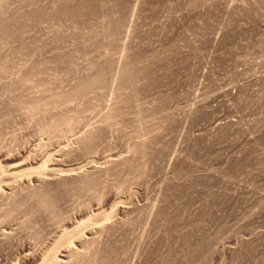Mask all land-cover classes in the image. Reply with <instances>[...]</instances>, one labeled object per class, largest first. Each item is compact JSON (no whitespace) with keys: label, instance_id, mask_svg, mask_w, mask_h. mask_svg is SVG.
<instances>
[{"label":"rangeland","instance_id":"374dc122","mask_svg":"<svg viewBox=\"0 0 264 264\" xmlns=\"http://www.w3.org/2000/svg\"><path fill=\"white\" fill-rule=\"evenodd\" d=\"M85 1L0 0V15L9 12L19 19L18 37L0 42L4 70L0 71V264H45L43 260L51 255L52 261L55 256L62 259L65 248L73 254L66 253L68 264H96L112 254L122 264H145L149 256V261L168 257L170 249L190 264H264V163L258 158L253 124L245 129L242 125L255 109L252 89L259 88L264 97L261 82H253L264 77V51H244L242 46L245 38H255L253 25L261 21L264 9L244 5L246 0H93V6L99 7L97 14ZM77 3L88 8L66 19L62 17L67 15H58L57 9ZM37 8L44 15L36 16ZM44 16L48 20H41ZM114 25L121 35L107 36ZM54 36L64 37L60 41ZM89 41L98 48L93 50ZM107 59H114L111 74L115 73L106 89L49 106L45 116L40 110L13 109L16 99L27 104L73 93L88 68ZM127 64L135 65V79L122 77ZM116 106L121 115L111 119ZM60 116L68 118L56 126ZM89 135L95 136L91 144ZM109 159L119 167H111ZM39 166L48 174L49 168H59L60 175L75 170L76 177L87 183L75 179L77 188L64 191L68 196H55L60 198L55 200L57 221L38 208L32 195L47 184L42 173L46 170ZM13 168L16 173L38 169L44 181L29 182L34 170L22 171L30 176L27 182L24 175L10 177L8 183L13 184L5 187L4 179ZM119 205L133 206L134 211L127 207L129 213L117 212ZM159 210L165 221L156 216ZM111 211L115 214L108 219ZM80 225L86 231L74 235ZM88 229L92 234L87 235Z\"/></svg>","mask_w":264,"mask_h":264},{"label":"bare ground","instance_id":"6f19581e","mask_svg":"<svg viewBox=\"0 0 264 264\" xmlns=\"http://www.w3.org/2000/svg\"><path fill=\"white\" fill-rule=\"evenodd\" d=\"M82 1V0H81ZM88 2H86V3H88L89 4V6L88 7H90V6H92V8L90 7V9H92V12H96V11H98L99 9H97V8H99V7H97L96 5H94L93 6V4H96V3H93L92 4V1L93 0H87ZM98 1V0H97ZM181 1V0H180ZM5 2H7V1H5ZM59 2V1H58ZM71 2H73V1H71ZM109 2V1H108ZM138 2V1H137ZM54 3V2H53ZM64 3V2H63ZM75 3H76V1H75ZM80 3V2H79ZM79 3H77L78 5H75V7L73 6V8H69V7H61L60 6V4H59V6L62 8V9H59V11H58V9H57V12H59L58 13V15H61V16H66V17H62V18H67L68 17V15L69 14H71L70 16H72L73 14H74V12L75 13H82L85 9L84 8H88V7H82L81 5H79ZM33 4H35V3H33ZM32 4V5H33ZM57 4V3H56ZM69 4V3H68ZM85 4V3H84ZM83 4V5H84ZM117 4V3H116ZM124 4V3H123ZM37 5V4H36ZM104 5V4H103ZM3 6V5H2ZM59 7V8H60ZM134 7V6H133ZM17 8V7H16ZM39 8H40V6H39ZM39 8H37V10H36V12L35 13H37L36 14V16L38 15H44L43 13L44 12H42V11H44L43 9H42V11L39 9ZM58 8V7H57ZM84 10H83V9ZM3 9V8H2ZM9 9V8H8ZM47 9V8H46ZM114 9V8H113ZM133 9V8H132ZM3 11H5V10H3ZM8 11V10H7ZM47 11V10H46ZM51 11H52V9H51ZM109 11V10H108ZM114 11V10H113ZM12 12V11H11ZM56 12V13H57ZM87 12V11H86ZM91 12V11H90ZM16 13V12H15ZM56 13H54L53 12V14L55 15ZM97 13V12H96ZM95 13V14H96ZM116 13V12H115ZM118 13V12H117ZM3 14V13H2ZM0 15V42L1 41H5V40H7L9 37H11V36H13V35H18L19 33H18V28H19V26H18V22H19V19L17 18V14H15L14 16H16V17H14V16H9L8 14H9V12H8V14H6V15ZM5 14V13H4ZM46 14H48V13H46ZM50 14V13H49ZM52 14V15H53ZM84 14V13H83ZM98 14V13H97ZM122 14V13H121ZM138 14V13H137ZM51 15V14H50ZM48 16V17H50L51 18V16ZM53 15V16H54ZM57 15V14H56ZM81 15V14H80ZM20 16V15H19ZM18 16V17H19ZM61 16H55L56 18H58V17H60L61 18ZM82 16V15H81ZM80 16V17H81ZM84 16V15H83ZM95 16H97V15H95ZM46 16H44V18H42L41 20H45L46 18V20H48V17H46ZM86 17V16H85ZM99 17V16H98ZM20 18V17H19ZM50 18H49V20H50ZM53 19H54V17H52ZM55 18V19H56ZM71 18V17H70ZM129 18V17H128ZM18 19V20H17ZM21 19V18H20ZM31 19V18H30ZM59 19V18H58ZM72 19V18H71ZM80 19V18H79ZM115 19V18H114ZM22 20V19H21ZM38 20V19H37ZM40 20V21H41ZM62 20V19H61ZM60 20V21H61ZM90 20V19H89ZM92 20H94V19H92ZM96 20V19H95ZM39 21V20H38ZM55 21V20H54ZM78 21V20H77ZM81 21V20H80ZM100 21V20H99ZM115 21H116V19H115ZM43 22V21H42ZM62 22V21H61ZM66 22H67V20H66ZM86 22V21H85ZM84 22V23H85ZM88 22V21H87ZM93 22V21H92ZM98 22V21H97ZM109 22V21H108ZM114 22V21H113ZM124 22V21H123ZM122 22V23H123ZM131 22V21H130ZM39 23V22H38ZM37 23V24H38ZM44 23V22H43ZM71 23V22H70ZM80 23V22H79ZM81 23H82V21H81ZM80 23V24H81ZM128 23V22H127ZM60 24H62V23H60ZM87 24V23H86ZM90 25H91V23H89ZM93 24V23H92ZM42 25V24H41ZM71 25V24H70ZM73 25H74V23H73ZM95 25H97V24H95ZM112 25V24H111ZM115 25H117L118 26V28L120 29V27H119V24L117 23V24H115ZM115 25H114V31H110V33L109 34H106L107 36H113L114 34L116 35V33L118 34V29H117V27L115 28ZM126 25H128V24H126ZM40 26V25H39ZM84 26H86L85 24H84ZM125 26V25H124ZM129 26V25H128ZM60 27H64L65 28V25L64 26H60ZM77 27V26H76ZM90 27V26H89ZM93 27V26H92ZM104 27V26H103ZM67 28H69V26L67 27ZM72 28V27H71ZM88 28V27H87ZM110 28V27H109ZM28 29V28H27ZM63 29V28H62ZM96 29V28H95ZM107 29H108V27H107ZM69 30H70V28H69ZM91 30V29H90ZM101 30V29H100ZM106 30V29H105ZM110 30H111V28H110ZM121 30V29H120ZM136 30V29H135ZM88 31V30H87ZM107 31V30H106ZM19 32H21V31H19ZM73 32V31H72ZM85 32V31H84ZM91 32V31H90ZM108 32H109V29H108ZM121 32V31H120ZM135 32V31H134ZM71 33V32H70ZM94 33V32H93ZM92 33V35L94 36L95 35V33L93 34ZM104 33V32H103ZM105 33H107V32H105ZM136 33V32H135ZM91 34V33H90ZM120 34V33H119ZM118 34V35H119ZM61 35V34H60ZM64 35V34H63ZM80 35V34H79ZM82 35V34H81ZM99 34H97V36H98ZM100 35H101V33H100ZM105 35V34H104ZM121 35V34H120ZM137 35V34H136ZM85 36V35H84ZM96 36V35H95ZM96 36V37H97ZM117 36V35H116ZM18 37V36H17ZM57 37H59V36H54V38L56 39V40H60V39H62V38H58L57 39ZM83 37V36H82ZM88 37V36H87ZM90 37V36H89ZM88 37V38H89ZM95 37V38H96ZM100 37V36H99ZM101 37H102V35H101ZM54 38H52V40L51 41H54L55 39ZM73 38V37H72ZM91 39L90 40H92L93 38H92V36L90 37ZM98 38V37H97ZM105 38H107V37H105ZM140 38V37H139ZM54 39V40H53ZM71 39V38H70ZM74 39V38H73ZM104 39V38H103ZM117 39V38H116ZM63 40V39H62ZM83 40V39H82ZM94 40H97V39H94ZM101 40V39H100ZM110 40V39H109ZM61 41V40H60ZM74 41H76V40H74ZM30 42V41H29ZM90 42V41H89ZM92 42V41H91ZM91 42H90V45H92V49H93V46L94 47H96V48H98V45H96V43L95 44H93L94 42H92V44H91ZM102 42H103V40H102ZM45 43V42H44ZM54 43H57V42H55L54 41ZM112 43V42H111ZM31 44V43H30ZM76 44V43H75ZM98 44V43H97ZM99 44H101V43H99ZM24 45V44H23ZM52 45H53V43H52ZM56 45V44H55ZM96 45V46H95ZM112 45V44H111ZM48 46V45H47ZM85 46V45H84ZM84 46H82V47H84ZM36 47V46H35ZM54 47H56V46H54ZM77 47V46H76ZM101 47V46H100ZM30 48V47H29ZM88 48V47H87ZM86 47H85V51H83V52H85L86 53V49H87ZM90 48V50H92ZM102 48V47H101ZM84 49V48H83ZM100 49V48H99ZM104 49V48H103ZM126 49V48H125ZM132 49V48H131ZM36 50V49H35ZM81 50V49H80ZM94 50V49H93ZM93 50L92 51H89V53L91 52V53H93ZM96 50V49H95ZM101 50V49H100ZM62 51V50H61ZM64 51H66V50H64ZM87 51H88V49H87ZM119 51V50H118ZM122 51V50H121ZM126 51V50H125ZM135 51V50H134ZM144 51V50H143ZM168 51V50H167ZM77 52V51H76ZM98 52H99V50H98ZM80 53V52H79ZM90 53V54H91ZM95 54H96V51L94 52ZM112 53V52H111ZM172 54V53H171ZM56 55V54H55ZM92 55V54H91ZM10 56V55H9ZM101 56V55H100ZM138 56V55H137ZM136 56V57H137ZM14 57V56H13ZM73 57V56H72ZM113 57V56H112ZM63 59H64V57H62ZM105 58V57H104ZM110 58V57H109ZM59 59V58H58ZM65 59H66V57H65ZM71 59H73V58H71ZM76 59V58H75ZM1 60V59H0ZM23 60V59H22ZM60 60V59H59ZM9 61V60H8ZM64 61V60H63ZM98 61V60H97ZM114 61V59H107V60H105V62L103 63V64H101V61H98V62H100L99 64H101V65H99L98 66V63L96 64V63H94L93 65H91L88 69H89V73H87L86 74V76L83 78V79H81V80H79V82H78V84L76 85V88L74 89V90H72V91H74L73 93L72 92H65L66 94H64V93H61V94H55V93H52V91L50 90L49 91V93L51 92V94H55V95H53V96H51L49 99H47V100H45V97H44V100H39V99H36V100H34L33 99V101L31 102L30 101V98H29V101H30V103H28L27 102V104H25V101L26 100H24V101H21V100H17L16 99V101L17 102H13L12 104H14V103H16V104H14V105H12V107H13V109H16V107H17V109L18 108H23L24 110H26L27 109V111H31V112H33L34 110H40L41 111V113H43L42 115H46V114H48L47 113V111L49 110V106H54V105H56V104H58V106H59V104H60V102L63 104V102L64 101H66V100H71V99H75V97H84V96H87L91 91H94L95 89H97V88H102V90H104V89H106L109 85H110V80H111V76H112V74L113 73H115V72H113L112 74H111V72H112V68H113V65L115 64V62H113ZM1 62V61H0ZM60 62V61H59ZM72 62V61H71ZM70 62V63H71ZM119 62V61H118ZM29 63V62H28ZM127 63V62H126ZM129 63V62H128ZM131 63V62H130ZM65 64V63H64ZM72 64V63H71ZM98 66V67H95V66ZM55 66V65H54ZM63 66V65H62ZM134 66L135 65H132V64H127V65H125L124 66V68H122L123 70H121L122 71V77L123 78H133L134 77V75H136L135 74V69H134ZM3 65L2 66H0V71H3L4 72V70H2L3 68ZM84 67V66H83ZM145 67V66H144ZM13 68V67H12ZM52 68V67H51ZM57 68V67H56ZM55 68V69H56ZM115 68V67H114ZM135 68H137V67H135ZM4 69H6V67L4 68ZM30 69H35V68H30ZM45 69V68H44ZM7 70V69H6ZM32 70V71H33ZM137 70V69H136ZM35 71V70H34ZM138 72V71H137ZM30 73H31V70H30ZM29 73V74H30ZM26 74H27V72H26ZM19 75V74H18ZM58 75V74H57ZM114 75V74H113ZM21 76V75H20ZM32 76V75H31ZM79 76V75H78ZM27 77V76H26ZM58 77V76H57ZM113 77H115V76H113ZM15 78V77H14ZM123 78H121V79H123ZM147 78V77H146ZM25 79V78H24ZM24 79H23V81H24ZM79 79V78H78ZM134 79H135V77H134ZM133 79V80H134ZM18 80V79H17ZM33 80V79H32ZM113 80V79H112ZM125 80V79H124ZM132 80V81H133ZM121 81V80H120ZM123 81V80H122ZM40 82V81H39ZM124 82V81H123ZM149 82V81H148ZM21 83V82H20ZM32 83V82H31ZM112 83V82H111ZM147 83V82H146ZM12 84V83H11ZM29 84V83H28ZM116 84V83H115ZM123 84V83H122ZM125 84V83H124ZM127 84V83H126ZM132 84V83H131ZM20 85V84H19ZM63 85V84H62ZM149 85V84H148ZM122 86V85H121ZM19 87V86H18ZM149 87V86H148ZM104 88V89H103ZM112 88V87H111ZM121 88V87H120ZM123 88V87H122ZM139 90V89H138ZM10 91V90H9ZM14 91V90H13ZM18 91V90H17ZM25 91V90H24ZM108 92V91H107ZM117 92V91H116ZM223 92V91H222ZM69 93V94H68ZM31 94V93H30ZM48 94V93H47ZM96 94V93H95ZM118 94V93H117ZM5 95V94H4ZM48 96V95H47ZM115 96H116V94H115ZM15 97V96H14ZM19 97V96H18ZM31 97V96H30ZM43 97V96H42ZM100 97V96H99ZM112 97V96H111ZM128 97V96H127ZM109 98V97H108ZM19 99V98H18ZM85 99V98H84ZM127 100V99H126ZM87 101V100H86ZM106 102V101H105ZM120 102H121V100H120ZM127 102V101H126ZM130 102V101H129ZM7 104V103H6ZM70 104H72V103H70ZM105 104V103H104ZM145 104V103H144ZM132 105V104H131ZM136 105V104H135ZM139 105V104H138ZM109 106V105H108ZM111 106V105H110ZM123 106V105H122ZM122 106H121V104H120V107H119V105H118V107L119 108H122ZM125 106V105H124ZM127 106V105H126ZM11 107V106H10ZM138 107V106H137ZM48 108V109H47ZM98 108V107H97ZM19 111H24V110H22V109H18ZM143 110V109H142ZM35 111V112H36ZM123 111H125V110H123ZM10 112V111H9ZM24 112H26V111H24ZM51 112V111H50ZM111 112V111H110ZM20 113V112H19ZM28 113V112H27ZM57 113V112H56ZM97 113V112H96ZM108 113V112H107ZM112 113V114H111ZM110 113V116H111V119L114 117H117L118 115H119V113H121V110H120V112H119V110H118V108H117V106H116V108H115V110L113 111L112 110V112ZM117 113H118V115H117ZM141 113V112H140ZM80 114V113H79ZM142 114V113H141ZM145 114V113H144ZM40 115V114H39ZM58 115V114H57ZM116 115V116H115ZM121 115V114H120ZM119 115V116H120ZM125 115V114H124ZM34 116V115H33ZM63 116V115H62ZM62 116H60L59 118H58V120H57V122L56 121H54V122H56L55 124H56V126L57 125H60L61 123L60 122H65L66 121V119L68 118H66V119H64ZM130 116V115H129ZM8 118V117H7ZM39 118V117H38ZM123 118V117H122ZM116 119V118H115ZM120 119H121V117H120ZM46 120V119H45ZM65 120V121H64ZM92 120V119H91ZM108 120V119H107ZM109 120H110V117H109ZM69 121V120H68ZM80 121V120H79ZM133 121V120H132ZM43 122V121H42ZM46 122V121H45ZM30 123V122H29ZM67 123V122H66ZM82 123V122H81ZM99 123V122H98ZM116 123V122H115ZM114 123V124H115ZM47 124V123H46ZM68 124H70V123H68ZM62 125H64V124H62ZM66 125V124H65ZM91 125V124H90ZM55 126V125H54ZM55 126V127H56ZM50 127H51V125H50ZM49 128V127H48ZM66 128V127H65ZM105 128V127H104ZM132 128V127H131ZM51 129V128H50ZM143 130V129H142ZM111 131V130H110ZM72 132V131H71ZM91 132V131H90ZM57 133V132H56ZM109 133V132H108ZM61 134V133H60ZM82 134V133H81ZM96 134H98V133H96ZM107 134V133H106ZM68 135V134H67ZM93 135V134H92ZM99 135H100V133H99ZM90 136V135H89ZM84 137V136H83ZM82 137V138H83ZM112 137V136H111ZM88 138V137H87ZM94 138H95V136H90V138H88L86 141L87 142H89V144H91V142H93V140H94ZM98 138V137H97ZM151 138V137H150ZM86 139V138H85ZM100 139H102V138H100ZM80 141V140H79ZM128 141V140H127ZM84 142V141H83ZM129 142V141H128ZM82 143V142H81ZM67 144V143H66ZM86 144V143H85ZM88 144V145H89ZM109 144V143H108ZM130 145V144H129ZM138 145V144H137ZM140 145V144H139ZM147 145V144H146ZM78 146V145H77ZM82 146V145H81ZM80 146V147H81ZM85 146V145H84ZM90 146V145H89ZM150 146V145H149ZM154 146V145H153ZM69 147V146H68ZM86 147H88V146H86ZM91 147V146H90ZM89 147V148H90ZM131 147V146H130ZM139 147H141V145L139 146ZM146 147V146H145ZM82 148V147H81ZM136 148V147H135ZM138 148V147H137ZM136 148V149H137ZM141 149V151H142V154H143V151H144V149L143 148H140ZM143 149V150H142ZM149 149V148H148ZM134 150V149H133ZM90 151V150H89ZM100 151V150H99ZM127 151V150H126ZM81 152V151H80ZM79 152V153H80ZM82 153V152H81ZM97 153V152H96ZM130 153V152H129ZM141 153V152H140ZM140 153H138L137 155H141ZM86 154V153H85ZM126 155V154H125ZM119 156V155H118ZM53 157V156H52ZM92 157V156H91ZM106 157V156H105ZM52 159V158H51ZM107 159V158H106ZM112 159H114V158H112ZM123 160H124V162H126V160H125V157L124 158H122ZM13 160L15 161L16 159L15 158H13ZM118 160H120V162H118L117 161V159L115 160L114 159V161H117L118 163H120V164H122L121 162H123V161H121V157L119 156V159ZM131 160V159H130ZM144 160V159H143ZM146 160V159H145ZM60 161V163L59 162H57L56 163V165H60L61 164V160H59ZM103 161V160H102ZM107 161H111V167H113L112 166V164L115 166H117V162L114 164V161L113 160H107ZM142 161V160H141ZM92 162V161H91ZM94 162H95V160H94ZM93 162V163H94ZM113 162V163H112ZM152 162V161H151ZM172 162V161H171ZM138 163V162H137ZM136 163V164H137ZM144 163V162H143ZM239 163V162H238ZM88 164V163H87ZM158 164V163H157ZM19 165H21V164H19ZM19 165H15V166H13L14 168H17V166H19ZM45 165V167H46V164H44ZM155 165V164H154ZM91 166H93V164L91 165ZM48 167V166H47ZM56 167V166H55ZM94 167H96V166H94ZM117 167H119V166H117ZM13 168V170H15ZM37 168V167H36ZM40 168V166L38 167V169ZM41 168H42V166H41ZM73 168V167H72ZM77 168V167H76ZM75 168V169H76ZM92 168V167H91ZM97 168V167H96ZM95 168V169H96ZM133 168V167H132ZM143 168V167H142ZM26 169L29 173L32 171V170H34V173H33V171H32V173L34 174V175H32V173H26L24 170H22V171H24L25 172V174H29L32 178H30V176L29 175H24V174H22V173H24V172H22L21 171V169H19V171L16 173V170H18V168L13 172V171H11L10 173L11 174H8L6 171H5V173H7V176L9 177V178H6L5 177V173H4V177H5V179L4 180H6L7 182H5L4 184H7L8 182H10L11 183V181H12V179H14V177L16 178V177H18V178H20L19 177V175L21 176V175H24L23 177H25V178H27V180L26 179H24L23 177H21V178H23L24 180H26V182L28 181V178H30V181L29 182H31V180H35V181H39L41 178H43V176L44 175H47L46 177H48V179H49V181H47L46 179V177L44 176V180H42V181H44V182H47V184L45 183V186H43V187H41V188H38V189H36L34 192L32 191V195H33V193H34V195H35V199H37V206H38V208L39 209H41V211H43V212H45V214L46 213H48L47 215H50L51 216V220H53L52 218H54V219H56V221L58 220L57 218H60V215H59V211H58V209H57V204L58 203H56L55 202V200L56 199H58L59 197H56V199H55V196L56 195H58V196H60V198L64 195V194H62V193H65L66 194V192H64V191H66L67 190V193L69 192V191H71V189L73 190V188H77V187H75L76 186V184L77 183H75L77 180L79 181V180H81L82 181V179H84V181L83 182H85V178H82V177H80V179H79V176H77L76 177V175H75V173H77L74 169V172L75 173H69V171L70 170H68V172L66 173L65 171L63 172V174H61L60 175V172H58L57 173V171L59 170V168H58V170L56 169V168H54V169H52V168H49V169H51V171L49 170V174H48V172H47V170L48 169H46V168H42L43 169V171H44V169L46 170V172L44 171V172H42V173H46V174H44V175H42V177H41V171H39V170H42V169ZM78 169H79V167L76 169L77 171H78ZM89 169V168H88ZM146 169V168H145ZM169 169V168H168ZM10 170H12L11 168H10ZM61 170H63V169H61ZM60 170V171H61ZM133 170V169H132ZM36 171H39L38 172V175L39 176H35V173H37ZM98 171V170H97ZM124 171V170H123ZM13 172V173H12ZM73 172V171H72ZM113 172V171H112ZM40 173V174H39ZM50 173H52V174H54L55 173V177L57 178H53V175H51ZM60 175L59 177H58V175ZM116 173V172H115ZM122 173V172H121ZM130 173V172H129ZM171 173V172H170ZM177 173V172H176ZM78 174H79V172H78ZM77 174V175H78ZM85 174V173H84ZM91 174V173H90ZM135 174V173H134ZM82 175V174H81ZM122 175V174H121ZM170 175V174H169ZM28 176V177H27ZM35 176V177H34ZM51 176H52V178H51ZM109 176H110V174H109ZM10 177H12V179L10 178ZM106 177V176H105ZM17 178V179H18ZM59 178V179H58ZM82 178V179H81ZM8 179L10 180L11 179V181H8ZM16 179V180H17ZM75 179H76V181H75ZM96 179V178H95ZM93 181V179H89V181L86 179V181H88V183L90 182V181ZM172 180V179H171ZM185 180V179H184ZM245 180V179H244ZM2 181V180H1ZM0 181V182H1ZM14 181V180H13ZM18 181H19V179H18ZM77 181V182H78ZM92 181H91V183H92ZM99 181V180H98ZM166 181V180H165ZM170 181V180H169ZM97 182V181H96ZM104 182V181H103ZM218 182V181H217ZM10 183H8L7 185H4L5 187H10V185L12 186V184H10ZM36 183V182H35ZM73 183V186L71 185ZM80 184H78V185H81L82 183L81 182H79ZM86 183V182H85ZM91 183H90V185H91ZM94 184H95V181L93 182ZM30 184V183H29ZM28 184V185H29ZM32 184V183H31ZM94 184H92V185H94ZM97 184V183H96ZM96 184H95V186H96ZM114 184V183H113ZM238 184V183H237ZM25 185V184H24ZM28 185H26V186H28ZM75 185V186H74ZM86 185H87V183H86ZM86 185H84V186H86ZM91 185V186H92ZM99 186V185H98ZM29 187H30V185H29ZM33 187V186H32ZM70 187H71V189H70ZM107 187V186H106ZM31 188V187H30ZM67 188H69V191H68V189ZM83 188V187H82ZM96 188V187H95ZM100 188V187H99ZM79 189V188H78ZM101 189V188H100ZM33 190H34V188H33ZM88 190V189H87ZM75 191V190H74ZM264 192V191H263ZM60 193H61V195H60ZM80 193V192H79ZM82 193V192H81ZM85 193V192H84ZM95 193V192H94ZM99 193V192H98ZM103 193V192H102ZM251 194V193H250ZM249 194V195H250ZM83 195V194H82ZM87 195V194H86ZM85 195V196H86ZM66 196H68L67 194H66ZM72 196V195H71ZM131 196V195H130ZM133 196V195H132ZM189 196V195H188ZM209 197V196H208ZM59 198V199H60ZM99 198V197H98ZM88 199V198H87ZM97 199V198H96ZM119 199V198H118ZM167 199H169V198H167ZM198 199V198H197ZM65 200V199H64ZM91 200V199H90ZM204 200V199H203ZM230 200V199H229ZM25 201V200H24ZM57 201V200H56ZM117 201V200H116ZM121 201V200H120ZM252 201V200H251ZM259 201V200H258ZM124 202V201H123ZM28 203V202H27ZM56 203V204H55ZM119 203V202H118ZM150 203V202H149ZM194 203V202H193ZM207 203V202H206ZM226 203V202H225ZM263 203V202H262ZM15 204V203H14ZM123 204V203H122ZM134 204V203H133ZM148 204V203H147ZM156 204V203H155ZM154 204V205H155ZM146 205V204H145ZM149 205V204H148ZM7 206H9V205H7ZM37 206L35 207V210H37L36 208H37ZM151 206V205H150ZM115 207V206H114ZM127 207H129V206H127ZM125 205L124 206H118L117 207V212H119V211H122L123 213H125V210H127L128 208H127ZM133 207V206H132ZM132 207H129L130 209L132 208ZM80 208V207H79ZM129 209V210H130ZM142 209V208H141ZM144 209V208H143ZM149 209V208H148ZM151 209V208H150ZM149 209V210H150ZM160 209V208H159ZM248 209V208H247ZM78 210V209H77ZM115 210V209H114ZM147 210V209H146ZM164 210V209H163ZM9 212H10V210H8ZM38 211H40V210H38ZM131 212L132 211H134V209L132 208L131 210H130ZM130 211H128L127 210V212L129 213ZM143 211V210H142ZM152 212L154 211V210H151ZM160 211V210H159ZM168 211H170L171 212V210H168ZM18 212V211H17ZM43 212L40 214V215H42L43 216ZM85 212V211H84ZM104 212V211H103ZM102 212V213H103ZM116 212V211H115ZM144 212V211H143ZM155 212V211H154ZM163 211L161 210L160 211V216L157 214L156 216H158L159 218L160 217H162L163 218ZM38 213H40V212H38ZM101 213V214H102ZM111 213V214H110ZM110 213H106L107 214V218L109 219V217L111 216H114V215H112V213L113 214H115L114 212H110ZM146 213L147 212H145L144 214L146 215ZM167 213V212H166ZM186 213V212H185ZM193 213V212H192ZM213 213V212H212ZM245 213V212H244ZM100 214V215H101ZM104 214V213H103ZM110 214V215H109ZM148 214V213H147ZM151 214V213H150ZM165 214V213H164ZM168 214V213H167ZM166 214V215H167ZM57 215H59V216H57ZM99 215V214H98ZM97 215V216H98ZM109 215V216H108ZM133 215V214H132ZM138 215V214H137ZM155 215V214H154ZM101 216H103V215H101ZM147 216V215H146ZM149 216V215H148ZM167 216H169V215H167ZM247 216V215H246ZM49 217V216H48ZM62 217V216H61ZM130 217V216H129ZM151 217V216H150ZM43 218V217H42ZM45 218H47V216L45 215ZM50 218V217H49ZM118 218V217H117ZM121 218V217H120ZM144 218V217H143ZM157 218V217H156ZM158 218V219H159ZM164 218H166V217H164ZM163 218V219H164ZM175 218V217H174ZM216 218V217H215ZM25 219V218H24ZM44 219V218H43ZM96 220H97V218H95ZM104 219V218H103ZM146 219V218H145ZM168 219V218H167ZM166 219V220H167ZM247 219V218H246ZM46 220V219H45ZM102 220V219H101ZM131 220V219H130ZM55 221V220H54ZM53 221V222H54ZM89 221V220H88ZM88 221H86L87 223H88ZM97 221H99V220H97ZM141 221V220H140ZM160 221V220H159ZM164 221H165V219H164ZM20 222V221H19ZM22 222H24V221H22ZM41 222V221H40ZM49 222V221H48ZM91 222V221H90ZM105 222V221H104ZM103 222V223H104ZM119 222V221H118ZM134 222V221H133ZM85 222H83V224H84ZM87 223H85V224H87ZM105 223H107V221L105 222ZM174 223V222H173ZM94 224H95V221H94ZM128 224V223H127ZM135 224V223H134ZM162 224V223H161ZM167 224V223H166ZM50 225V224H49ZM88 225V224H87ZM95 225H97V224H95ZM107 226H109L110 227V225H108V224H106ZM124 225V224H123ZM133 225V224H132ZM149 225H152V224H149ZM81 226H83V225H80V226H77V228H75V230H74V232H75V234L74 235H78V234H80V232L84 229H81ZM102 226V225H101ZM105 226V225H104ZM127 226V225H126ZM125 226V227H126ZM130 226H131V224H130ZM134 226H136V225H134ZM160 226V225H159ZM163 226V225H162ZM170 226V225H169ZM172 226V225H171ZM243 226V225H242ZM57 227V226H56ZM86 227V226H85ZM91 227V226H90ZM106 227V226H105ZM104 227V228H105ZM124 227V226H123ZM148 227H150V226H148ZM147 227V228H148ZM108 228V227H107ZM106 228V229H107ZM112 228H113V226H112ZM154 228V227H153ZM160 228V227H159ZM166 228H168V227H166ZM165 228V229H166ZM21 229V228H20ZM28 229V228H27ZM45 229V228H44ZM91 229V228H90ZM110 229V228H109ZM133 229H135L134 227H133ZM139 229H141V228H139ZM18 230V229H17ZM23 230V229H22ZM72 230V229H71ZM85 230V229H84ZM217 230V229H216ZM53 231V230H52ZM73 231V230H72ZM86 231V230H85ZM92 231L93 230H89L88 229V231H87V235H89V234H92ZM117 231V230H116ZM129 231V230H128ZM146 231H147V229H146ZM159 231V230H158ZM164 231V230H163ZM26 232V231H25ZM202 232V231H201ZM205 232V231H204ZM72 233V232H71ZM131 233V232H130ZM146 233V232H145ZM2 234V233H1ZM9 234V233H8ZM106 234V233H105ZM137 234V233H136ZM144 234V233H143ZM163 234V233H162ZM169 234V233H168ZM220 234H222V233H220ZM258 234V233H257ZM65 235V234H64ZM80 235H83V234H80ZM140 235V234H139ZM142 235V234H141ZM201 235V234H200ZM5 236H6V234H5ZM85 236V235H84ZM146 236V235H145ZM214 236V235H213ZM104 237V236H103ZM61 238V237H60ZM82 238H84V237H82ZM178 238V237H177ZM63 239V238H62ZM69 239V238H68ZM225 239H226V237H225ZM71 240V239H70ZM80 240H82V239H80ZM79 240V242H81ZM137 240V239H136ZM141 240H143V239H141ZM146 240V239H145ZM153 240V239H152ZM203 240V239H202ZM216 240V239H215ZM6 241V240H5ZM14 241V240H13ZM134 241V240H133ZM144 241V240H143ZM218 241V240H217ZM221 241V240H220ZM223 241V240H222ZM1 242V241H0ZM62 242V241H61ZM68 242V244H69V240H67L66 241V243ZM83 242V241H82ZM63 243V242H62ZM89 243V242H88ZM139 243V242H138ZM60 244V243H59ZM66 245V246H68L69 247V245ZM154 244V243H153ZM85 245H86V241H85ZM108 245V244H107ZM145 245V244H144ZM228 245V244H227ZM244 245V244H243ZM98 246V245H97ZM102 246V245H101ZM252 246V245H251ZM260 246V245H259ZM149 247V246H148ZM151 247V246H150ZM71 248V247H70ZM169 248H171V247H169ZM230 248V247H229ZM232 248V247H231ZM257 248H259V247H257ZM32 249V248H31ZM136 249V248H135ZM139 249V248H138ZM71 250V249H70ZM73 250V249H72ZM171 250V252H167V255H168V257L166 256V255H164L163 257H165L166 256V258H163L162 256V258H157L156 260H148V258L150 259L151 257L149 256L148 258H147V260L149 261H147L146 260V257L144 256V258H145V260H146V263L145 264H190L191 262H189V263H187L185 260H180V258H178L177 257V255L175 254V253H172V251H174V250H172V249H170ZM209 250V249H208ZM214 250V249H213ZM58 251V250H57ZM78 251H79V249H78ZM86 251V250H85ZM109 250L107 249V252H108ZM140 251V250H139ZM155 251V250H154ZM215 251V250H214ZM219 251V250H218ZM232 251V250H231ZM54 252V251H53ZM69 252L71 253V251H69L68 250V248H65V251L63 252V254L61 255V257H63L62 259L61 258H59V257H57V256H55V258L57 259H55V258H53V261H52V255H51V253H50V258H48L47 257V259L51 262H53L52 264H66V262H67V264L69 263L68 261H66V259H67V257H66V255H68L69 254ZM72 252H74V251H72ZM97 252V251H96ZM95 252V253H96ZM106 252V251H105ZM123 252V251H122ZM66 253H68V254H66ZM98 253V252H97ZM110 253V252H109ZM111 253H113V252H111ZM110 253V254H111ZM117 253V252H116ZM133 253V252H132ZM162 253V252H161ZM170 255H169V254ZM172 253V254H171ZM53 255H54V253H52ZM72 254V253H71ZM75 254H76V251H75ZM87 254V253H86ZM105 254V253H104ZM137 254V253H136ZM181 254V253H180ZM258 254V253H257ZM27 255V254H26ZM57 255V254H56ZM73 255V254H72ZM97 255V254H96ZM121 255V254H120ZM158 255V254H157ZM195 255V254H194ZM203 255V254H202ZM217 255V254H216ZM46 256H48V255H46ZM46 256H44L45 258H46ZM98 256V255H97ZM101 256V255H100ZM100 256H98V257H100ZM111 256V257H110ZM109 257H108V260L106 259L105 260V258H102V259H100V260H98L97 258V262H96V264H122L121 262V260L118 258L117 259V256H113V254L112 255H110ZM104 257V256H103ZM120 257V256H119ZM190 257V256H189ZM249 257V256H248ZM59 258V259H58ZM66 258V259H65ZM69 258V257H68ZM107 258V257H106ZM143 258V259H144ZM154 258V257H153ZM155 258H156V256H155ZM242 258V257H241ZM46 259V260H47ZM115 259V260H114ZM196 259V258H195ZM46 260H43L44 262H46L45 264H47V261ZM113 262H112V261ZM132 260H133V257H132ZM48 261V262H49ZM121 261V262H120ZM142 261V260H141ZM144 261V260H143ZM187 261H188V259H187ZM80 262V261H79ZM112 262V263H111ZM124 262V261H123ZM145 262V261H144ZM200 262V261H199ZM88 262H86V264H87ZM44 264V263H43ZM71 264V263H70ZM91 264V263H90ZM130 264V263H129ZM134 264H135V262H134ZM142 264V263H141ZM144 264V263H143Z\"/></svg>","mask_w":264,"mask_h":264},{"label":"built area","instance_id":"2783aa9c","mask_svg":"<svg viewBox=\"0 0 264 264\" xmlns=\"http://www.w3.org/2000/svg\"><path fill=\"white\" fill-rule=\"evenodd\" d=\"M244 5H249L252 6L253 8L261 10L264 9V0H246ZM259 15L261 21L255 22L253 25L255 38L252 40L245 38L243 40L242 46L244 51H248V50L264 51V13H261ZM243 17L246 18L250 16H243ZM244 63L246 64V62ZM258 81L261 82L260 88H262L261 90L264 93V77L261 78V80H258V78H253V82L258 84ZM258 90L259 88H256V86L252 89L253 93L255 94L254 96L256 98V104H255V109L253 111V116L252 118H247L245 116V118L242 119V125H243V129H245V126H250L249 125L250 123L253 124V129L257 139L256 147H257V154L259 155L258 158L261 162L264 163V102H262L263 94L260 95L259 94L260 92L259 93L257 92Z\"/></svg>","mask_w":264,"mask_h":264}]
</instances>
